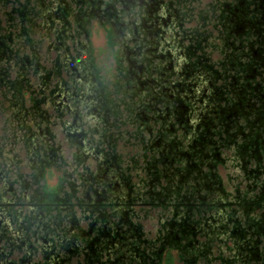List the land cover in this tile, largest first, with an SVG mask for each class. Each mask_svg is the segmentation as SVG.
Listing matches in <instances>:
<instances>
[{
	"label": "flooded vegetation",
	"instance_id": "flooded-vegetation-1",
	"mask_svg": "<svg viewBox=\"0 0 264 264\" xmlns=\"http://www.w3.org/2000/svg\"><path fill=\"white\" fill-rule=\"evenodd\" d=\"M38 3L6 22L33 57L40 31L69 81L33 95L24 72L45 90L50 74L29 54L15 81L0 73V264H264V0ZM96 49L115 53L114 80Z\"/></svg>",
	"mask_w": 264,
	"mask_h": 264
},
{
	"label": "rangeland",
	"instance_id": "rangeland-1",
	"mask_svg": "<svg viewBox=\"0 0 264 264\" xmlns=\"http://www.w3.org/2000/svg\"><path fill=\"white\" fill-rule=\"evenodd\" d=\"M6 2L3 1L2 3H0V38L2 37V35H4V36L9 35L8 31H10L11 33L12 32L14 33V36H12V39H15L17 37L18 38L15 41H13V40L9 41V39H7V38H6V40L2 39V41L4 43H6L7 45L10 43L9 46L11 47V49L9 50V52L12 55V57L7 60L8 61L7 64H5L6 62L4 61V59L7 57H4V59L0 61V73L2 74L3 72H6L5 70L8 67L7 68L8 69L7 78L9 80L15 81V79H17L18 72L20 71L19 66H22L21 57H23L25 54H29V56L33 58V60H34L33 62L39 61V63L42 64L43 66H45L47 71L49 72L50 75H49V79H48V83H47L48 89L45 90L46 89L44 87L45 85L43 84V81L40 79V77L43 73H41V71L39 69L37 70L35 68V65H33L31 67V69H30L31 71L26 70L24 72V74L21 76L22 79L25 77L26 80H28V82H29L27 84L26 82L23 81L22 86H23V88H26L28 86L31 89L33 95L35 92L39 93V91H42L45 94L47 93V95H48V94H50L51 90L55 88L57 83H59L61 81H69L67 71L66 70L64 71L62 68H60V66L58 65V63H60V62L56 63L57 55L55 54V51L54 50H48L49 41L45 40L44 35H40L39 34L40 31H37L36 29L35 30L32 29V33L31 32L26 33V34H28V36L32 37V44L33 45L31 43H29V45H31L33 47L32 49L34 50V53L38 55V57H35V56L33 57L32 55H30L31 50L29 51L28 46H24V44H23V39H24L25 34L21 30H19L20 29L19 26L15 25V23H17L20 20V17H18V16L13 17L14 19H11V24H14L15 26H10V23H8V21L6 22L7 17L5 15V12L6 11L9 12V10L12 8V5L13 6H17V5L23 6L25 3V0H6ZM30 6L32 8H34V12H36V11L40 12V10H39L40 5L38 3V0H30ZM38 21H41V20L38 19ZM8 25L10 27H8ZM91 38H92V43L94 44V46L96 48L104 45V39L101 36L92 35ZM69 45H70L69 50L71 49V51H74L73 46L71 44H69ZM98 53L103 54L104 52L103 53L99 52V50L96 49L95 50L96 59H97ZM7 55H8V53H7ZM44 57H47V60H45ZM59 61H60V58H59ZM57 69L60 70V73H59V71H57ZM35 71H36V73H34ZM22 94H24V93H22ZM35 95H37V97H40L38 94H35ZM110 96L113 99V101L117 100V102H118V99H119L118 95H116L113 92V94H110ZM26 97H27V95H26ZM47 113L49 114V116L51 117L52 120L55 119L57 121H60V118L58 117V115H56V113L52 107L47 106ZM57 118H59V119H57ZM128 129H130V128H128ZM121 130H122V128H121ZM54 131H56V130L54 129ZM55 133L58 135L57 141L60 144L62 143L61 144V146L63 147L62 150L66 151L64 149V145H63V144H65L64 142H66L63 134H61L60 132H55ZM16 148H20V144H17ZM128 148H129V152L127 154H125V156H124V157H126V160H128V158H130L131 155H134L133 154L134 148L131 147L130 145H128ZM119 149L121 150L122 148L119 147ZM125 150L126 149H124L123 151H125ZM20 157H23V155H20ZM67 169L68 170L72 169V167L69 166ZM61 173H62L61 171H58L55 173L56 174L55 180H56L57 176L60 175ZM55 180L54 179L51 180L50 183L51 184L54 183ZM134 180H137V178H134ZM63 190H64L63 192H65V190H67L66 192H70V188L68 186L65 187ZM138 209L139 208H136V210H138ZM75 210H76L77 216L81 214V211L78 208ZM144 216L145 217L143 219L140 217V220H137L138 222H140V225L142 226V229H143L142 233H144L146 235V237H148L149 239H155L154 233H155V229H157V226H158L157 217L153 216V213L151 210H149L148 213H145ZM82 225L84 227L87 226L85 223H82ZM200 240H203V238H200ZM150 241H152V240H150ZM212 244H213L212 245L213 249L218 247L217 244H215V243H212Z\"/></svg>",
	"mask_w": 264,
	"mask_h": 264
},
{
	"label": "clouds",
	"instance_id": "clouds-1",
	"mask_svg": "<svg viewBox=\"0 0 264 264\" xmlns=\"http://www.w3.org/2000/svg\"><path fill=\"white\" fill-rule=\"evenodd\" d=\"M96 69L101 79L105 82L114 80L116 76L115 53H98L96 60Z\"/></svg>",
	"mask_w": 264,
	"mask_h": 264
},
{
	"label": "trees",
	"instance_id": "trees-1",
	"mask_svg": "<svg viewBox=\"0 0 264 264\" xmlns=\"http://www.w3.org/2000/svg\"><path fill=\"white\" fill-rule=\"evenodd\" d=\"M164 264H173V256L170 252L167 253Z\"/></svg>",
	"mask_w": 264,
	"mask_h": 264
}]
</instances>
